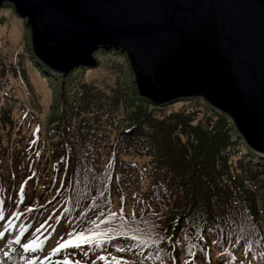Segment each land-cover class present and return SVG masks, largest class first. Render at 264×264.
Returning a JSON list of instances; mask_svg holds the SVG:
<instances>
[{"label": "trees", "instance_id": "16d2710c", "mask_svg": "<svg viewBox=\"0 0 264 264\" xmlns=\"http://www.w3.org/2000/svg\"><path fill=\"white\" fill-rule=\"evenodd\" d=\"M2 17L1 24H4L6 16ZM21 26L18 28L22 29ZM24 32L25 29L20 30L19 35ZM19 35L13 39L17 41ZM5 40L10 44V37L3 33L0 35L3 72L0 84L12 90L25 86L32 91L26 101L0 100V201L4 202V215L10 216L13 211L20 214L15 217L18 219L12 229L32 219L28 236L33 237L58 224L55 229L60 231L62 240L73 228L85 227L87 219H97L104 209L93 205L107 199L106 207L112 211L123 207L125 217L134 211L136 220L132 227H139L143 234L153 238L156 235L147 230L148 224L151 220L165 218L171 225L157 235L162 238L161 242H167L166 234L170 231L194 224L205 226L209 231L203 233L205 241L193 248L196 255L191 259L187 257L188 264H221L217 255L227 248L233 235H236V246L225 260L226 264H264L261 256L264 254V193L257 190L258 186L264 189V175L253 184L251 180V176L259 174L253 163L258 153L240 135L231 136L226 131L229 126L223 121L222 113L204 94L194 95L200 99L184 105L205 102V108L212 114L206 121L217 124V128L214 125L210 128L214 131L193 124V120L181 112L169 115L168 119L162 118L163 108L157 105L165 103H154L151 98L139 94L129 57L119 47L107 52L126 58L129 73H124L122 80L114 70L106 67L87 75L77 74L61 89L64 98L59 111L50 115V111L41 112L47 107L30 84L25 70L22 67L20 70L19 55L4 52L2 41ZM106 49L92 52L93 65H81L96 68L97 63L103 64L105 60L101 58ZM28 52L43 67L33 48ZM5 67L16 76L6 77ZM45 68L54 79L49 68ZM17 76L24 77L25 82H19ZM33 81L36 84L35 78ZM121 122L127 123L131 134L126 128V132L121 130ZM33 140L35 143H30ZM263 167L264 158L259 169ZM185 168L187 171L183 170ZM91 179L106 180L107 190L114 185L123 195L107 194L84 200L71 198L68 204L67 196L55 198V190L63 185L72 193L84 192ZM22 184L24 199L21 202ZM29 207L31 211L26 210ZM37 207L40 209L35 213ZM249 221L257 227L253 228ZM212 237L216 244L211 243ZM120 239L117 238V244ZM177 244L173 242L174 246ZM108 253L124 256L132 264H160L152 247L143 252L118 253L111 242L94 251L86 247L78 249L70 258L80 259L82 264H103L98 257ZM173 257L176 264L185 261L184 256L172 252L164 264H172ZM54 260L58 264L61 254Z\"/></svg>", "mask_w": 264, "mask_h": 264}, {"label": "water", "instance_id": "95a60500", "mask_svg": "<svg viewBox=\"0 0 264 264\" xmlns=\"http://www.w3.org/2000/svg\"><path fill=\"white\" fill-rule=\"evenodd\" d=\"M8 1L44 67L66 72L93 64L101 45L121 47L140 95L204 94L264 154V0Z\"/></svg>", "mask_w": 264, "mask_h": 264}, {"label": "rangeland", "instance_id": "374dc122", "mask_svg": "<svg viewBox=\"0 0 264 264\" xmlns=\"http://www.w3.org/2000/svg\"><path fill=\"white\" fill-rule=\"evenodd\" d=\"M2 16H6V21L4 24H1L4 21V18ZM0 20H1L0 21V35L3 33H6L11 39L9 40L10 44L6 43L7 40L2 41V47L4 48V52L10 53L12 54V56L19 55L17 58L22 62V65L20 66V70H21V67L25 70L26 76L30 84L38 92V96L42 98V101H41L42 104L47 107L41 112L46 113L50 111V115H51L59 111L60 102L62 101V98H64V94L62 93L61 89L71 80L70 79L71 77L77 74L87 75L89 74V72L93 73L97 69L106 67V68H110L111 70H114L116 72L117 78L122 80V75L124 73H129V69L126 65V58L122 54H115V52H107V51H110V49L112 48L114 50V47H108L106 49L104 45H101L102 47H98L93 52H96L97 50L102 49V48L106 49V53L104 57L101 58V61L105 60L103 64L97 63L96 68H92L90 65H93V64L83 63L82 65H85V64H90V65H86V67H84L81 64H79L66 72H59L55 70L54 68L53 70L49 69L48 70L49 73L54 75L52 76L54 79H52L50 78L49 74L46 72V68L44 66L42 67L41 65H38L35 62V60H33L29 56L28 51H30V49L33 48V42L31 39V28L27 23L28 18L16 12V8L14 7L12 3H10L9 1H5L0 5ZM17 24L18 25L22 24L23 25L21 26L22 29L18 28ZM24 29H25V32L19 35L20 30L22 31ZM17 35H19L20 38L17 41H15L13 37H16ZM26 46L28 47V50L26 49ZM7 67H5L4 71H8V69L6 70ZM77 67H80V68L76 69ZM9 72L11 71L7 72L6 77H9V76L13 77V75H15L13 72L11 73ZM42 72H45V75H41ZM0 73L1 75L3 73L1 72V68H0ZM102 74L109 76L108 73H102ZM34 78L36 79L35 81L36 84H34V81H33ZM17 79L19 82H25L24 77L21 78L17 76ZM0 80H1V76H0ZM106 80L108 81L109 84H112L111 82H109L110 80L108 79V77H106ZM39 87H42V88H39ZM58 87H60V90L56 89ZM76 88H78V86H76ZM29 93H32V91L28 90L25 86L21 90L19 89L12 90L10 89V86H6L3 88V86L0 84V100H10V99L16 98V99L26 101L27 98L29 97ZM56 97L59 98L60 100L58 99L56 101L55 99ZM199 99L200 98L198 96H191V97L186 96V97L174 99L172 101H167L165 102L164 105L162 104V105H157V106L163 108V110H161L164 113V116L162 118L168 119L169 115H172L177 112H181V114L184 117H187L189 120H193V124L195 125L199 124L204 129H207V131L209 132L214 131V129H210V128L212 125H214L215 128H217V124L210 120L206 121V117L208 115L211 116L212 114H210V111L205 108L206 106L205 102L203 104L192 103V104L184 105V104L191 103ZM211 105L214 106L212 103ZM217 111L219 110L217 109ZM34 112L36 114H40V111L34 110ZM219 112L222 113L221 117L223 118V121L226 123L227 126H229L227 127L226 131L231 136L234 134L240 135L242 140L247 144L246 138L244 137V135L241 134L233 118L221 110ZM41 115H44V114H41ZM215 118L216 116H214V119ZM126 127H127V123L121 122V130L123 132H126L125 131ZM126 130L128 131V133L131 134L132 130L128 128H126ZM256 153L254 152V154L258 155V158L253 159V163L256 165L257 171L259 174L254 178L251 176L252 184L255 183V181L259 179L262 175H264V167L262 170L259 169L260 165L263 162L264 154L259 153V152H256ZM183 170L187 171V168ZM257 190L261 192L262 194L264 193V189L261 186H258ZM3 220H6V219H3ZM4 227L5 225L2 224V220H0V229H3ZM57 234L58 235L55 238L56 241L57 239H60V234L59 233ZM17 235L19 234L17 233ZM53 235L54 233L52 232V235H51L52 241L54 240ZM16 237L17 236L15 235L13 237H9L8 235H5V237H1V240H3L2 244L4 245V248H6L7 251H9L11 254L8 256V258L14 262L13 264H28L27 262L25 263V262L19 261L20 259L23 258L24 253H22L21 257L14 254L15 249L12 248L13 247L12 245H14ZM42 241L43 240H41L40 243ZM45 249L48 250V247H46ZM11 250L13 251V253L11 252ZM32 253L33 254L31 255V257L32 259H34V264H56L54 259L53 260H48V259L41 260L42 258L45 257V255L49 254L47 253V251L40 252L39 250H37Z\"/></svg>", "mask_w": 264, "mask_h": 264}, {"label": "snow or ice", "instance_id": "6c2138e0", "mask_svg": "<svg viewBox=\"0 0 264 264\" xmlns=\"http://www.w3.org/2000/svg\"><path fill=\"white\" fill-rule=\"evenodd\" d=\"M38 131V129H37ZM35 137V132L33 133ZM30 143H35V140L30 141ZM39 155V153H37ZM62 160L66 159L65 157L61 158ZM118 179V177H117ZM101 195H104L101 193ZM135 195V194H133ZM23 184L21 185V193H20V200L23 201ZM123 200V197H121ZM109 203L107 199L103 201L102 204H94L93 207L97 209H104L100 216L97 219H87L85 223V227L81 230L72 229L70 232L65 234V238L57 242L55 239L52 241L51 244L48 246V251L51 254L60 253L62 256V260L58 262V264H82L80 259H72L70 258L71 255L78 249L82 248H90L93 251L96 248H103L106 244L112 243V246L116 249L118 253L124 252H134L140 251L143 252L144 250L152 247L153 245L161 243L162 238H153L152 236L145 235L142 233L139 227L133 228L132 224L136 220V214L132 211L127 217L124 215V208L121 207L118 211H112L110 208H107L106 205ZM142 203V201H141ZM15 202H13L14 207ZM0 205H3V202L0 201ZM27 211H31L32 208H26ZM20 215L19 213L13 211L9 216H6L2 213V209H0V220L8 219L9 222V229L12 227L13 221L12 217H17ZM247 219V217H246ZM115 221V225L113 222ZM252 223V221H249ZM253 228H256L257 225L252 223ZM194 229L200 230L199 238L201 240L204 239L203 229H201L199 224L193 225ZM26 229L24 232L26 233ZM0 237H5V232H0ZM27 239V243H21L20 239H17V243L21 244L22 249L25 252H35L37 250L42 249L44 246L35 239ZM117 238L120 239L119 244L116 243ZM171 240V238H168ZM176 243H179L177 240ZM212 244H216L217 241H211ZM193 245L191 248L187 250V256L189 259L195 257V252L193 251ZM204 246H202L203 248ZM65 251L69 252V255H63ZM227 251V250H225ZM7 256V252L4 253ZM84 255H87V252H84ZM262 258H264V254H261ZM205 258H207V253L205 252ZM45 260L48 259V256L45 255ZM103 264H132L131 261L126 259L124 256L121 255H112L108 253L107 255H100L98 257ZM235 259V257H233ZM28 264H31V260L28 261ZM160 264H164L163 259H160ZM172 264H176V258H172ZM183 264H188V260H185ZM221 264H226V261L222 258Z\"/></svg>", "mask_w": 264, "mask_h": 264}, {"label": "clouds", "instance_id": "9594fccd", "mask_svg": "<svg viewBox=\"0 0 264 264\" xmlns=\"http://www.w3.org/2000/svg\"><path fill=\"white\" fill-rule=\"evenodd\" d=\"M107 184V181L106 180H104V181H100V180H97V179H91L88 183H87V188H86V191H92V192H94L96 195H98V196H100L101 195V193H102V191H101V189L105 186ZM110 189V188H109ZM55 192H56V194H55V198L57 197V198H64L65 196H67L66 197V199H65V201H66V203L68 204L70 201H71V198H73V199H77V200H82V198H83V192L82 193H79V194H75V193H72L71 192V190H70V188H67V186L66 185H63L62 186V188L61 189H58V190H55ZM59 193H63V195H59ZM71 194V195H70ZM107 194L108 195H118V196H122L123 195V193L122 192H116V191H112V190H108L107 191ZM3 202V201H2ZM0 207H2V209H3V211H4V202H3V205H0ZM40 209V207H38V209H37V211ZM36 211V212H37ZM3 213V212H2ZM19 217H20V215H19ZM18 218H16V220H17ZM32 220V219H31ZM30 220V221H31ZM29 222V220L26 222V223H28ZM30 224V223H29ZM170 225H171V223H169L165 218H160V219H154V220H151L150 221V223L148 224V226H147V230H149L150 232H152V233H154L155 235H156V237H157V235L158 234H160L161 232H164L163 231V229L166 227V229L167 228H169L170 227ZM31 226V225H30ZM57 226V225H56ZM56 226H49L50 227V229H46L45 231H43V232H40V233H38V234H36L35 236H33V237H30V236H28V231H29V228H28V230H27V232L25 233H23L22 235H21V237H20V240H21V243H27V239L25 238V235L27 236V238L28 239H35V240H37V241H41L42 239V237H46V241L48 240V239H50L51 238V236L49 235V233H52V231H53V233H59L60 234V231L59 230H57V229H55L54 230V228H56ZM12 227H13V224H12ZM12 227L9 229V225H8V227H7V229H6V231H5V235H8L9 237H13L14 236V234H15V232H17L18 234H20V232H21V230H19V231H16V230H14V229H12ZM54 227V228H53ZM52 228V229H51ZM180 234H181V228L180 229H178L177 231H170L169 232V236H171V237H173V240L174 241H177L178 239H179V236H180ZM58 235V234H57ZM60 238H61V236H60ZM205 239V238H204ZM203 239V240H204ZM57 240H59V239H57ZM0 241H3V240H1L0 239ZM16 242L17 241H15V243H14V245H12L13 247L12 248H14L15 249V252H14V254L15 255H17V256H22V253H24V255H23V258L24 259H26V260H30L29 258H31L32 259V257H31V255L33 254L32 252H25L23 249H22V247H21V244H20V246H17L16 245ZM45 242V241H44ZM202 242H204V241H202ZM174 248H176L177 249V247L176 246H174ZM11 252L13 253V251L11 250ZM66 252V251H65ZM60 253H57V254H53V256L55 257V256H57V255H59ZM54 257H52L50 260H53V258ZM158 259H159V261H160V257H158ZM27 262V261H26ZM55 263L57 264V262L55 261Z\"/></svg>", "mask_w": 264, "mask_h": 264}, {"label": "bare ground", "instance_id": "6f19581e", "mask_svg": "<svg viewBox=\"0 0 264 264\" xmlns=\"http://www.w3.org/2000/svg\"><path fill=\"white\" fill-rule=\"evenodd\" d=\"M0 209H2V208L0 207ZM2 212H3V209H2ZM51 243H52V239H48L47 243L45 242L44 246L48 247V245L51 244ZM0 246H1L0 247V264H13L14 262L11 259L8 258V256L11 255V254H10L9 251H7L6 248H4V245L2 244V241H0ZM5 252H7V254H8L7 256H5V254H4Z\"/></svg>", "mask_w": 264, "mask_h": 264}, {"label": "crops", "instance_id": "0c3cea01", "mask_svg": "<svg viewBox=\"0 0 264 264\" xmlns=\"http://www.w3.org/2000/svg\"><path fill=\"white\" fill-rule=\"evenodd\" d=\"M184 257H185V260H187V257H188V256H184Z\"/></svg>", "mask_w": 264, "mask_h": 264}]
</instances>
